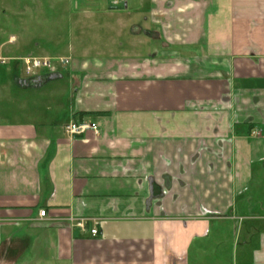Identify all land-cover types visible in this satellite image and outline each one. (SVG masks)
<instances>
[{
	"label": "crops",
	"instance_id": "1",
	"mask_svg": "<svg viewBox=\"0 0 264 264\" xmlns=\"http://www.w3.org/2000/svg\"><path fill=\"white\" fill-rule=\"evenodd\" d=\"M167 1L175 30L145 54L31 55L55 79L0 64V263L264 264V0ZM154 7L128 9L130 35L162 42ZM82 117L97 134L64 131Z\"/></svg>",
	"mask_w": 264,
	"mask_h": 264
},
{
	"label": "rangeland",
	"instance_id": "2",
	"mask_svg": "<svg viewBox=\"0 0 264 264\" xmlns=\"http://www.w3.org/2000/svg\"><path fill=\"white\" fill-rule=\"evenodd\" d=\"M151 1L155 7L150 13L152 21L146 27L150 31L156 29L154 32L160 34L162 42L143 33L136 37L130 35L128 9L139 7L140 0H0V57L5 59V63L11 64L18 63V58L15 57L21 55L42 56L47 52L59 56L72 43L81 48L80 50H91L93 44L99 43L103 50L99 53L102 59L134 50L136 47L132 43L145 45L141 51L145 54L146 44L149 43V48L153 49V46L165 43L166 36H170L166 31L174 32L177 17V12L173 9L167 24L161 22L160 17L165 12L156 4L160 0ZM169 1L173 0L167 2ZM174 6L173 4L172 7ZM52 63L57 61L52 60ZM20 67L17 72L22 75L24 71L22 65ZM67 76L68 73L64 70L62 78L54 83L65 85ZM23 256L10 257L0 264H46L40 259ZM235 262L238 264L237 258Z\"/></svg>",
	"mask_w": 264,
	"mask_h": 264
},
{
	"label": "built area",
	"instance_id": "3",
	"mask_svg": "<svg viewBox=\"0 0 264 264\" xmlns=\"http://www.w3.org/2000/svg\"><path fill=\"white\" fill-rule=\"evenodd\" d=\"M18 60L22 63L23 71L25 76L33 77L35 75L40 74L43 70L47 72H56V68L54 67V63H52V58L49 57H36L31 55H25L23 57H19ZM62 64H65V59H59ZM6 61L3 57H0V64H4ZM98 122L90 117H82L76 121H70L64 125V131L70 135L73 134H81L87 131H92L94 134L98 133ZM40 216L45 215V210L39 211ZM70 220L74 223L75 226L84 229L86 227L85 218H77L70 217ZM91 235H95L97 233V228L92 227L89 229Z\"/></svg>",
	"mask_w": 264,
	"mask_h": 264
},
{
	"label": "water",
	"instance_id": "4",
	"mask_svg": "<svg viewBox=\"0 0 264 264\" xmlns=\"http://www.w3.org/2000/svg\"><path fill=\"white\" fill-rule=\"evenodd\" d=\"M48 79H55L57 77H60V75L57 72H51L48 75ZM37 80V77L34 78H17L16 82L20 84L22 87H28L30 83H33Z\"/></svg>",
	"mask_w": 264,
	"mask_h": 264
},
{
	"label": "trees",
	"instance_id": "5",
	"mask_svg": "<svg viewBox=\"0 0 264 264\" xmlns=\"http://www.w3.org/2000/svg\"><path fill=\"white\" fill-rule=\"evenodd\" d=\"M16 78H18V77H16Z\"/></svg>",
	"mask_w": 264,
	"mask_h": 264
}]
</instances>
